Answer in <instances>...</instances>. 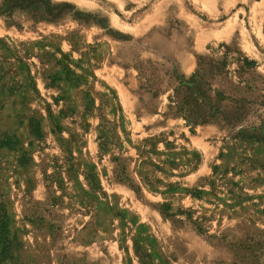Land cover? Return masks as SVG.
I'll return each instance as SVG.
<instances>
[{
	"label": "rangeland",
	"instance_id": "1",
	"mask_svg": "<svg viewBox=\"0 0 264 264\" xmlns=\"http://www.w3.org/2000/svg\"><path fill=\"white\" fill-rule=\"evenodd\" d=\"M109 13L130 26H114ZM0 21L12 28L9 38L20 39L24 29L69 31L76 48L84 28L100 26L93 39H115L110 60L139 78L140 106L135 116L127 106L125 113L145 127L129 123L132 134L112 157L117 125L102 118L108 137L93 156L88 140L79 144L82 155L75 151L82 129L71 123L42 126L31 113L20 140L0 118V203L23 242L16 264H264V143L238 136L239 128L222 120L191 132L170 107L176 80L156 73L162 83L154 85L148 78L156 75L140 63L158 61L190 76L199 56L227 43L256 59L264 74V0H0ZM43 21L60 27L49 30ZM179 53L194 61L191 73L182 72ZM39 55L73 80L65 59L49 49ZM6 66L0 59V89ZM160 101L176 119L159 131L148 116ZM2 102L0 96V111ZM89 161L108 165L104 181L87 169L75 176L71 165L90 169Z\"/></svg>",
	"mask_w": 264,
	"mask_h": 264
},
{
	"label": "crops",
	"instance_id": "2",
	"mask_svg": "<svg viewBox=\"0 0 264 264\" xmlns=\"http://www.w3.org/2000/svg\"><path fill=\"white\" fill-rule=\"evenodd\" d=\"M113 19L116 18L109 13L108 20L114 26L122 30L130 26ZM42 25L49 30H57L60 27L50 21H43ZM133 28L138 29V26ZM6 32L14 33L12 28H6L0 21V59L7 62L4 72L5 86L0 89L4 107L0 111V118H7L1 127L19 133L20 140H23L20 131L27 124L31 125L28 119L31 113L37 116L42 126L57 122L63 129L62 123H71L74 129L80 131L82 129L78 137L79 143H76L77 139L74 140L75 151L82 155L83 150L80 149L79 144L88 140L89 145L91 142L94 143V147H91L94 151L93 156H96V144L98 145L102 136L108 137L101 125L103 118L117 125L115 134L120 139L119 141L116 139L107 151L111 156L113 155L112 157L123 152L122 137L132 134L130 131H125L129 123L140 126L139 129H145L138 118L130 119L125 113L127 106L132 108L131 113L135 116L136 108L140 106L139 78L135 74L131 75L122 64L110 60L108 48L114 46L115 39H93L95 34L100 32V26L89 24L84 28L79 48H76L68 38L69 31L44 33L24 29L20 31L22 34L20 39L9 38L4 35ZM92 44L93 48H91ZM44 49H49L55 56L65 59L64 61L73 70L71 75L74 77L73 80L70 81L66 71L60 66L44 62L39 55ZM178 58L182 72L189 74L194 70L195 65L191 58L181 53L178 54ZM32 105L38 106L40 111L35 113ZM165 107L168 106L165 104L163 106V102L160 101L159 109L152 111L148 116L157 125L154 127L159 128V131L170 120L176 119L166 115ZM19 110L23 113L20 114ZM184 126L188 128L185 124ZM184 126L180 128L183 132ZM133 147L131 144L132 149ZM135 160V157H130V165ZM89 164H91L90 169L82 163L71 165L75 176L78 178L87 169L97 179L104 181L108 174V165H98L94 161H89ZM116 183L118 186H123L121 181Z\"/></svg>",
	"mask_w": 264,
	"mask_h": 264
},
{
	"label": "trees",
	"instance_id": "3",
	"mask_svg": "<svg viewBox=\"0 0 264 264\" xmlns=\"http://www.w3.org/2000/svg\"><path fill=\"white\" fill-rule=\"evenodd\" d=\"M140 63L148 65L154 75L163 72L176 80L170 107H175L186 124L191 125V132L197 125L222 120L233 129L239 128L238 136L264 143V74L259 71L256 59L220 43L211 54L198 57L190 76L177 70L170 72L158 61L149 59ZM158 76L148 81L159 85L162 81ZM146 91L151 92V87ZM155 91L153 95L157 97L163 90ZM4 144L11 146V142ZM22 247L7 207L0 203V264H16Z\"/></svg>",
	"mask_w": 264,
	"mask_h": 264
}]
</instances>
